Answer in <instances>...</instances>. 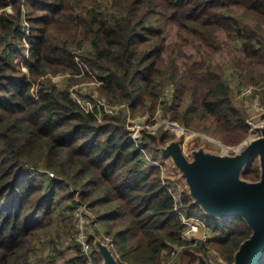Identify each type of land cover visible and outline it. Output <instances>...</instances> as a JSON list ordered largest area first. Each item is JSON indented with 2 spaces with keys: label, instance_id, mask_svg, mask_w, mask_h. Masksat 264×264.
Instances as JSON below:
<instances>
[{
  "label": "trees",
  "instance_id": "1",
  "mask_svg": "<svg viewBox=\"0 0 264 264\" xmlns=\"http://www.w3.org/2000/svg\"><path fill=\"white\" fill-rule=\"evenodd\" d=\"M168 26L177 41L168 42ZM220 30L240 46L231 58L239 83L254 86L264 106V0H0V264H52L60 247L74 252L69 264H102L92 235L88 253L77 238L64 245L78 202L120 264H161L164 251L183 244L176 264H194L199 253L215 264L211 250L233 263L251 234L245 221L207 216L184 190L178 210L216 233L184 243L161 169L142 168L125 116L99 118L71 94L125 103L132 114L161 106V118L236 146L249 116L223 65L184 50L217 53ZM86 83L95 89L79 93ZM174 136L145 133L143 142L157 148ZM259 174L253 156L241 177Z\"/></svg>",
  "mask_w": 264,
  "mask_h": 264
},
{
  "label": "water",
  "instance_id": "2",
  "mask_svg": "<svg viewBox=\"0 0 264 264\" xmlns=\"http://www.w3.org/2000/svg\"><path fill=\"white\" fill-rule=\"evenodd\" d=\"M258 128L260 134L234 146L232 155L208 153L203 146L191 144L187 156L176 135L165 145L157 146L160 154L170 159L193 203L207 216L220 220L238 217L250 228L251 234L240 243L232 264H259L264 256V127ZM253 156L258 157L259 179L247 181L241 173ZM92 236L102 264H120L111 247ZM194 264L207 261L199 253Z\"/></svg>",
  "mask_w": 264,
  "mask_h": 264
},
{
  "label": "rangeland",
  "instance_id": "3",
  "mask_svg": "<svg viewBox=\"0 0 264 264\" xmlns=\"http://www.w3.org/2000/svg\"><path fill=\"white\" fill-rule=\"evenodd\" d=\"M166 32L168 35V42H173V41L178 40L177 31H176L175 26H168L166 29ZM218 38L220 39V42H221V48L215 54H211V53L207 52L204 48H201L199 50L195 44L187 45L184 48L185 53L189 56H192L193 58H199L202 55L208 54V57L213 62L222 64L224 76H226V79L229 80V82L232 85L231 90H232L234 101L237 104H239L240 106H242V108H244L246 110V112L249 116L248 117V123L250 125L249 127H252V126H263L264 127V119L261 118L262 114H260V110L257 108V105L260 104V100H259V95L256 92V88L252 85L240 84V83H238V81L233 80V77L235 74V69L231 65V58H232V55H235L236 53L238 54L240 52V46L239 45L236 46L234 43L227 41L225 33L222 30L218 31ZM16 59H18V58H16ZM183 62H184L183 58L178 59V64H179V67L181 69H183ZM243 86L244 87L251 86L252 91H251V93H249V95L243 97L242 99H238L237 94L239 93V89ZM84 87H85V85H82L81 87L78 88V90L83 91ZM89 88L95 89V87L92 84H90ZM82 93L84 94V92H82ZM167 94H170V93L167 92ZM160 107L161 106H158L157 109ZM130 117H131L130 122L132 123V126L135 123H143V125L145 126V129L141 132L142 134L143 133L145 134L146 132H148L147 134H149V133L156 134L159 131H167L170 133L173 132L169 129H166L164 127V125L161 124V122L163 120H165V118H161V111L156 110V112L153 115H150L149 113H146V112H140V113H136V114H132V112H131ZM130 122H129V124H131ZM178 125H180V124H178ZM180 126H182V125H180ZM187 129H189V128H187ZM190 130H192V129H190ZM192 131L196 132V134L187 138V139L184 137V135H182V137H180L181 141L184 140L181 143L184 144V149L186 151L189 148V145L194 144L196 147L203 146L205 152H208V153H212V154H216V155H224L226 153V148L224 146H222L223 143L214 134H209V133L206 134V133L195 131V130H192ZM258 133L260 134L259 130H258ZM153 134H151V135H153ZM173 134H174V132H173ZM229 147H231V146H229ZM232 147H234V146H232ZM147 152H148V150H147ZM149 152L155 157H160V155H161L160 152L157 150V148L152 147L149 149ZM228 152H229L228 153L229 155H232L231 153H234L232 151H228ZM158 160H159V158H158ZM161 160L165 161V169H164L165 173L167 175H172L177 179L176 181H178V188L179 189L186 190V186H185L184 182L181 180V178L178 177L179 174L176 171V169L172 166L170 159L168 157H162ZM89 216L91 217V213ZM197 216L201 217L200 215H197ZM89 221H90V218H89ZM98 229L100 230L101 235H103L104 234V228L103 227L97 226V225L95 226L94 224L90 225V222H87V221L85 223H83L82 228H79L77 217H76L75 228H73L70 231V233L67 235L64 245H67L69 242H71L72 238H77L79 241H81L82 238H85L84 241L87 243V239H86L87 236L89 234L95 235L96 230H98ZM97 237L98 238H96V240L101 239L99 236H97ZM172 249L173 248H171L167 251H164L161 254V257L159 258L161 264L162 263L165 264L166 262L170 261L169 253L172 251ZM59 250H60L61 257L57 256L56 260H54L52 264H69V259H70V257H72L74 252L72 250H67L63 247H60ZM88 251L89 250H87L86 252L84 251V252L88 253ZM181 253H182V251L178 254V257L176 259L171 261V264H176V262L178 261V259L181 256ZM212 254H214V253L211 252L210 257H212V261L217 262L216 257H213ZM89 264H91V261H89Z\"/></svg>",
  "mask_w": 264,
  "mask_h": 264
},
{
  "label": "built area",
  "instance_id": "4",
  "mask_svg": "<svg viewBox=\"0 0 264 264\" xmlns=\"http://www.w3.org/2000/svg\"><path fill=\"white\" fill-rule=\"evenodd\" d=\"M64 76L62 74H58L57 75V80L59 81L63 78ZM234 81H238L239 83V79H238V74H234L233 77ZM91 83H86L85 87L83 88V91L79 92H85L87 89H89ZM169 90V91H168ZM165 94L163 99H167L170 98L171 96V90L168 89ZM252 91V87L251 86H246V87H241L239 89V93L237 94V98L238 99H242L243 97L249 95V93H251ZM167 92H169L170 94H167ZM71 94L73 96V98L79 102L83 108H85L86 110L92 111V110H96L97 111V115L99 118H105L111 115H116L119 113H122L125 116V119L128 123L129 126V135L131 140L133 141L135 147L140 151V162L142 165V168L144 170H148L152 167H157L161 169V177H162V182L165 185L167 191L171 194L174 203H175V209L176 212L178 213V215L181 218V222H182V230H181V240L184 243H191V245H195L197 242H207L211 237L215 236L216 233L213 232L209 226L207 225V222L205 219H202L200 217H196V216H187L185 215L182 211L178 210V205L181 202V193L184 190H181L178 188V181H176L177 179L172 176V175H167L164 171L165 169V161L161 160L160 157H155L153 156L150 152H149V147H147V144L143 142V135L141 132L145 129V126L143 125V123H135L132 126V123L130 122L131 120V111L129 109V107L127 106V104L123 103V104H110L108 103L104 98H100L98 97V95H95L93 98L90 97H86V96H80L78 95L77 92L75 91H71ZM257 108L260 110V114L264 113V106L259 104L257 105ZM158 111H161L160 109H157ZM129 122L131 124H129ZM162 125H164V127L166 129H169L171 131L174 132V135L178 136L179 138L182 137V135H184V137L187 139L193 135L196 134V132L187 129L183 126L178 125L176 122L170 121L169 119H165L161 122ZM259 126H252L249 128L248 130V135L245 139H250V138H254L256 136H258V128ZM148 133V132H146ZM149 134H153V133H149ZM212 140V139H211ZM184 141V140H183ZM181 141V142H183ZM182 144V143H181ZM223 146V145H222ZM183 147V151L184 153L188 156L189 155V148L187 149V151L184 149V144H182ZM148 150V152H147ZM228 151H235V147H231V148H226V152L229 153ZM159 158V160H158ZM49 175L51 177H53L54 175L52 173H49ZM76 217H77V221H78V227L82 228L83 223H85L88 220V217H90V212L88 207L83 204L78 202L77 208H76ZM85 238L81 239V244H82V248L83 250L86 252L87 250H89V245L88 243H86L84 241ZM185 247V245H174L172 248V251L169 253V257H170V261L166 262L165 264H171V261L176 259L178 257V254L182 251V249ZM213 255V257H216V261L214 262L215 264H226L225 260L223 259L222 256L218 255L216 252H214L213 250L211 251ZM116 257L118 256L117 254H115ZM212 260V258H211Z\"/></svg>",
  "mask_w": 264,
  "mask_h": 264
}]
</instances>
